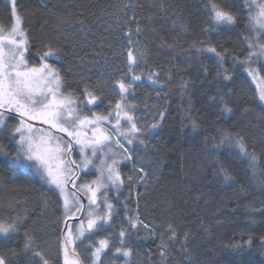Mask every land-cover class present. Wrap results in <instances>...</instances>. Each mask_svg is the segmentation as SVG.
Returning a JSON list of instances; mask_svg holds the SVG:
<instances>
[{"label":"trees","instance_id":"obj_1","mask_svg":"<svg viewBox=\"0 0 264 264\" xmlns=\"http://www.w3.org/2000/svg\"><path fill=\"white\" fill-rule=\"evenodd\" d=\"M214 3L236 23L214 25ZM16 8L31 62L39 61L44 44L61 49L51 63L66 94L83 102L84 89L94 90L102 102L91 113L107 115L121 100L117 81L138 75L135 115L158 123L156 131H143L145 144L133 146L120 168L123 189L107 196L114 205L110 225L76 245L84 263L93 264L95 247L107 239L102 264H264V105L249 77L251 63H241L251 52L245 37L252 40L244 0H16ZM12 22L9 0H0V29ZM194 44L227 50L223 67ZM130 49L137 58L131 71ZM9 123L0 137L8 153L0 152V223L15 222L17 230L0 235V257L5 264H43L34 255L39 252L48 264H61L70 218L59 192L12 160L18 121L11 116ZM224 132L243 138L257 157L254 168L238 149L213 147ZM137 215L150 227L130 228ZM118 247L131 248V255L125 258Z\"/></svg>","mask_w":264,"mask_h":264},{"label":"snow or ice","instance_id":"obj_2","mask_svg":"<svg viewBox=\"0 0 264 264\" xmlns=\"http://www.w3.org/2000/svg\"><path fill=\"white\" fill-rule=\"evenodd\" d=\"M246 3L249 6V28L255 34L256 43H253L248 37H245V40L248 48L256 49V51L250 52L249 57L241 63H250L252 56H264V43L259 42L264 38V0H246ZM11 5L14 23L7 33L0 29V130L7 128L5 113H15L13 118H18V126L11 130V139L15 141L16 145L12 160L31 162V167L39 174L40 179L58 189L59 195L63 198L66 216L84 210L79 193L82 192L88 197L87 226L84 227V221L81 220L77 235L73 236L69 231L63 235L61 241L64 264H79L78 259H69V246H73L71 251L72 255H75V242L85 238L86 232L91 235L106 225H110L114 205L108 202L106 190L112 187L119 192L120 186L124 183L116 160L118 153L113 148L123 150L124 153L128 152L129 150L122 141L132 144L134 139L140 138L143 131H154L157 124H152L151 129H148L147 126L141 129L137 126L133 115L130 114L134 111V106L124 105L119 101L116 102L114 109L108 111V115L95 113L91 117L83 115L76 100L64 93L63 80L59 70L54 66V63L59 61L61 49L51 44H44L43 50L37 53L39 65L30 64L28 54H30L31 44L28 34L23 28V18L17 13L16 0H11ZM210 17L216 26L236 23V17L231 12L215 3L211 6ZM132 19L135 20V17ZM140 31L141 29L137 27L136 32ZM168 47H172V45H168ZM193 47L197 48V51L215 54L218 63L223 67L227 50L222 53L218 52L215 47L201 49L196 44ZM49 60L54 63H49ZM127 61L129 71H131L132 66L137 64V58L131 49L127 52ZM250 74L252 73L250 72ZM149 79L152 77L150 76ZM224 79L228 80L230 77L225 75ZM140 80V76L133 75L127 83L123 80L117 81L122 100L126 99L124 94L129 93L133 84ZM187 85L188 82L184 81L181 87L186 88ZM82 95L85 97L83 101L85 106L95 105L98 101L102 102L101 95L95 94L94 90L85 88ZM259 100L264 102V88L260 89ZM225 111L231 112L232 109L225 106ZM122 120L127 123V129L122 128ZM33 121H38L48 127H36L31 123ZM105 123L111 125L112 134L104 131L102 126ZM193 124L195 126V122ZM52 130L65 135H55ZM140 143L145 144V141L140 139ZM225 145L236 148L239 154L249 157L252 161L251 166L255 167L257 157L248 152L242 137L234 138L232 134L224 132L219 144H214L213 147L222 148ZM76 149L79 150L80 163L70 158ZM0 152L8 155L3 146H0ZM98 156L99 163L97 164L95 161ZM123 158L131 160L132 157L128 155ZM89 166L96 168L97 178L90 184L77 185L73 179L76 177L77 171L87 169ZM139 171L143 172V168H140ZM76 178L78 179V177ZM140 178L138 177V179ZM230 178L227 174L225 175V179ZM128 179L132 181V177ZM69 183L76 189L75 192H69ZM99 197H103L100 203H98ZM101 204L105 209L103 215L97 213L93 208V206L99 208ZM139 225H143L144 228L150 227L149 224L140 220L139 215L129 218L130 228L136 229ZM168 227L172 230L171 225ZM16 230L15 222L0 223V235L10 236ZM172 232L174 236V230ZM90 235L87 237L88 239H90ZM119 235L120 244L123 246L125 230H121ZM248 243L250 245L251 241ZM260 245L264 248V240L260 241ZM31 246L32 240L29 237V241L25 244V250H30ZM108 248L109 240L99 241L92 253L93 264H102L101 254ZM116 252L127 258L131 255L132 250L131 248L118 247ZM34 255L40 256L43 264H48L39 252H34ZM0 264H5L3 257H0Z\"/></svg>","mask_w":264,"mask_h":264},{"label":"rangeland","instance_id":"obj_3","mask_svg":"<svg viewBox=\"0 0 264 264\" xmlns=\"http://www.w3.org/2000/svg\"><path fill=\"white\" fill-rule=\"evenodd\" d=\"M245 4H246V7L249 11V6L248 4L246 3V0H244ZM9 3H10V6H11V10H12V5H11V0H9ZM17 10V8H16ZM254 11V9H253ZM18 13V12H17ZM13 16V15H12ZM14 23V18H13V22L12 24ZM12 26V25H11ZM11 26L9 28H2L5 33H7L8 30L11 29ZM252 42L253 43H256V39H255V34L252 33ZM260 43H264V38H262L260 41ZM256 49H251V52H255ZM28 60H29V63L32 64V65H39V61H37V63H33L30 61L29 59V54H28ZM49 63H51V60H49ZM251 65L248 67V73H249V77L251 79V81L253 82L256 90H257V93H258V97H259V94H260V89L261 88H264V69H261L260 67H263L264 68V56H260V57H257V56H252L251 58ZM261 64V65H260ZM250 72L252 74H250ZM123 81H125L126 83L129 82L128 80L126 79H123ZM117 87H118V84H117ZM119 89V88H118ZM64 91V90H63ZM65 93V92H64ZM66 94V93H65ZM121 94V93H120ZM68 95V94H66ZM122 95V94H121ZM126 96V99L124 100H120L119 102L121 104H124V105H128V106H134V111H132L130 114L133 115L134 117V120L137 124L138 127H140L141 129H144L146 126L148 129H151V125L152 124H157V128H158V123L155 122V119H147L145 120L146 122H141V119L140 117H136V112H137V108L136 106L134 105V102L132 101L133 99V89L131 88L129 90V93L127 94H124ZM71 96V95H69ZM73 99L76 100L77 102V105L79 106L80 110L82 111L83 115L85 116H88V117H91L93 113L92 110H93V107L96 106L97 104L95 105H88V106H85V104L83 102H81L80 100L74 98L73 96H71ZM85 100V99H84ZM98 103V102H97ZM263 105H264V102H261ZM115 107V106H114ZM114 107L112 109H114ZM111 109V110H112ZM16 114L15 113H5V120H6V124H7V127L8 125L10 124L9 121H10V117L11 116H15ZM98 115V114H97ZM108 115V114H107ZM17 121H18V118H16ZM33 123L36 127H40V128H47L48 126L47 125H42L40 124L38 121H33L31 122ZM113 123H114V120H113ZM121 125H122V128L124 129H127L128 125L125 121H121ZM16 126H18V124H16L15 126H12V128L14 129ZM103 129L106 133L108 134H112L111 133V125L109 123H105L103 124ZM157 128L154 130L156 131ZM9 128H6L4 130H0V137L3 135V133ZM54 132L55 135H58V136H64L65 134L63 133H56L55 130H52ZM154 131H147L148 133H152ZM2 134V135H1ZM143 132L141 133L140 135V138L139 139H134L133 140V143L132 144H128L126 141H122L124 144H125V147L129 150L128 152L124 153L123 150H120V149H116L115 147L113 148L114 151H117L118 155L116 156V160L118 162V165H119V172H120V176H121V179L123 180V177L121 175V171H120V168L121 166H123L124 163H126L127 161H129L128 159L126 158H123V157H126L128 155H130V149L135 146L136 144H139L140 143V139H143L145 137H143ZM145 141V140H144ZM130 146V147H129ZM107 151V149H106ZM122 153V155H121ZM71 159H75L77 161V163H80V154H79V150L76 149L73 151L72 153V156L70 157ZM97 164L99 163V156L96 158V161H95ZM19 163L20 165H22L24 168H27L29 170H34L35 169L33 167H31V162L27 161V160H24L22 162H17ZM98 176V172L96 170V168L92 167V166H89V168L87 169H84V170H78L77 173H76V177H78V179L76 177H74L73 179H75V183L77 185H82V184H90L93 180H95ZM124 184V183H123ZM123 184L120 186V189H119V192L123 189ZM51 186V185H50ZM53 188H55L54 186H51ZM56 189V188H55ZM58 191V189H56ZM68 190L69 192H75L74 190H76L75 188L72 187V184L69 183L68 185ZM59 192V191H58ZM119 192H117V190L115 188H108L106 190V194L107 196H109V194H118ZM80 197H81V203L84 205V201H83V196L87 199V203H86V209H85V213H84V217H83V221H84V227H85V222L87 221V212L89 210V206H88V197L85 196L82 192L79 193ZM62 198V197H61ZM103 199V197H99L98 199V203L101 202V200ZM108 202L112 203L109 198H107ZM62 201H63V198H62ZM93 208L95 209V211L101 215H103L105 209L103 207V205L101 204V206L99 208H95V206H93ZM113 212H114V208H113ZM82 212H77L75 213L74 215H67L69 218H78L80 217ZM80 221H71L68 225V229H67V232L71 231L72 235L75 236L77 235L78 233V229L80 227ZM90 234L89 233H85V238H82L81 240H78L75 242V247L76 245L81 242L82 240L86 239ZM92 235V234H91ZM72 246V245H71ZM109 246H110V243H109ZM73 247V246H72ZM108 249H106L104 251V253L107 251ZM103 254V253H102ZM101 254V256H102ZM100 260H101V257H100Z\"/></svg>","mask_w":264,"mask_h":264},{"label":"water","instance_id":"obj_4","mask_svg":"<svg viewBox=\"0 0 264 264\" xmlns=\"http://www.w3.org/2000/svg\"><path fill=\"white\" fill-rule=\"evenodd\" d=\"M83 201H84V210L82 211L80 217L69 219V220L66 221L65 228H64L63 233H62V238H63V235L65 233H67L68 225H69V223L71 221H78V220H82L83 219L84 213H85V209H86V203H87V199L84 196H83ZM86 226H87V221L85 222V227ZM71 250H72V246L70 245L69 246V259L70 260L78 259L79 264H85L84 261L82 260V257L80 256V254L75 251V255H72V251ZM61 264H64V251H63V245L62 244H61Z\"/></svg>","mask_w":264,"mask_h":264},{"label":"flooded vegetation","instance_id":"obj_5","mask_svg":"<svg viewBox=\"0 0 264 264\" xmlns=\"http://www.w3.org/2000/svg\"><path fill=\"white\" fill-rule=\"evenodd\" d=\"M124 181V180H123ZM124 185V184H123ZM74 191H76V190H74ZM109 195H112V194H109Z\"/></svg>","mask_w":264,"mask_h":264}]
</instances>
